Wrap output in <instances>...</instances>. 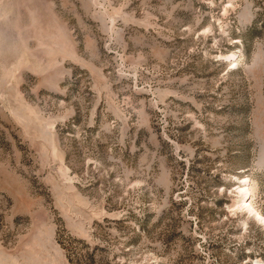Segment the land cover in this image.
<instances>
[{"label": "rangeland", "instance_id": "obj_1", "mask_svg": "<svg viewBox=\"0 0 264 264\" xmlns=\"http://www.w3.org/2000/svg\"><path fill=\"white\" fill-rule=\"evenodd\" d=\"M243 180L264 0H0V264H264Z\"/></svg>", "mask_w": 264, "mask_h": 264}, {"label": "bare ground", "instance_id": "obj_2", "mask_svg": "<svg viewBox=\"0 0 264 264\" xmlns=\"http://www.w3.org/2000/svg\"><path fill=\"white\" fill-rule=\"evenodd\" d=\"M247 180L240 181L239 186L237 187V194L239 195L238 205L241 207L246 208L248 212H253V216L257 221H259L262 225H264V217L260 216L258 213H255L250 205L248 203V200L250 198V190L246 187ZM249 196L248 199L245 196Z\"/></svg>", "mask_w": 264, "mask_h": 264}]
</instances>
